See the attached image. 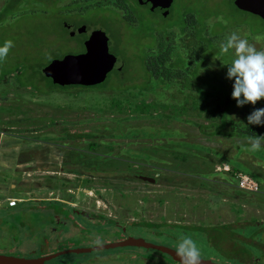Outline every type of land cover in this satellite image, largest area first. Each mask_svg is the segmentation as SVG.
I'll list each match as a JSON object with an SVG mask.
<instances>
[{
    "label": "rangeland",
    "instance_id": "rangeland-1",
    "mask_svg": "<svg viewBox=\"0 0 264 264\" xmlns=\"http://www.w3.org/2000/svg\"><path fill=\"white\" fill-rule=\"evenodd\" d=\"M198 7H202L205 13L212 10L221 14L222 20L232 27L223 30L224 38L219 39V51L220 44L233 31L248 39L257 50H264V39H254L257 36L264 37V23L259 17L235 8L232 0H213L212 3L210 0H172L168 15L150 13L140 7L134 15V25L122 21L113 10L102 14L90 12L80 19L76 18L74 22L83 20L89 26L102 30L108 38V51L117 57L122 69L116 71L112 68L103 82L93 86H58L44 77L40 68L52 57L79 50L78 46L73 45V49L69 47L67 43L70 42L61 27V21L68 23L69 18H61L56 14L57 7L52 0H0V46L7 40H12L15 45L6 60L0 63V93H9L1 99L0 125L12 127L10 131L17 142L34 138L31 140L35 143L34 149L37 140H44L53 150L52 153L57 152L58 148V154H73L78 163L86 157L84 154L87 159L91 157L90 153L82 152L89 150L88 143H93L96 149L98 143L105 141L113 144L110 146L111 153L106 156L107 152L103 149L104 154L100 160L111 161H99L98 164L102 163L100 168L108 163L110 166L117 163L121 165V170H124V162L112 160V157L130 161V156L138 158L142 166L139 169L132 166V170L129 169L126 173L125 170L121 172L118 169L113 173H99L94 165L88 170L82 165L83 170L88 171L85 173L88 178H81L79 173H73L67 168H57L56 170L61 171L56 172L42 169L26 174H13L18 178L16 182H9L5 179L7 173L4 169L3 172L0 170V185L4 190L0 196L19 199L11 207L6 205V199L0 200V254L22 257L26 255L23 254L26 247L36 248L41 243L44 247L39 248L40 252L53 253L64 248L90 247L127 236L140 237L146 242L173 248L176 246L174 243H177L179 236L183 234L191 236L197 242L202 259L232 263L238 259L240 263L236 264H255L250 260L259 258L260 264H264V254L260 252L259 247L232 237L234 234L248 238L254 231L252 225H239L240 222H235L237 218H245L249 222L253 219L264 221V188L259 199L252 198L250 205H246L240 203L242 201L237 198L234 203H227L221 201L220 196L210 195L207 191H202L203 195L198 194L196 189L191 188L184 191L187 192L186 198L179 195V189L169 190L172 188L149 184L131 177V174H138L151 178L156 171L154 175L158 180L164 181L172 177V174L180 172L198 171L210 174L213 163L215 165L219 158L226 157L228 162L243 165L263 181L264 143L260 151L252 152L249 150V139H243L247 140V144L240 149L236 146L234 137L215 134L205 138L195 125L180 120V116L193 118L194 115L196 121L206 123L203 113L197 115V111L188 110L185 115L179 114L185 105L192 107L199 104V98L193 103L190 94L185 93L182 97L181 94L174 93L178 90L177 87L169 88V84H164L163 90L156 91L153 84L147 82L144 77L146 72L141 56L146 50L157 48V39L163 44H174V51L176 47L178 53L185 50L183 46L187 45L189 36L179 29L181 14L188 8L196 10ZM215 21L216 18L210 16L204 19V34L213 37L218 27L213 25ZM48 34L55 39L50 40ZM147 36L150 38H146ZM227 55L228 59L222 60L226 67H223L220 77L214 74V81L217 83L213 85H216V90L225 87L224 93L232 97L234 81L227 78V65L235 58L234 50H230ZM216 64L211 71H218L221 64ZM6 72L11 73L14 78H5ZM198 75L201 76V73ZM157 87L160 89L159 85ZM135 89L148 93L149 111L146 109L143 112H147L145 117H135L138 111L132 108H117L110 112L112 110L108 109V104L112 99L128 100L131 97L135 104H139L134 97ZM218 98L222 99L220 92ZM257 103L264 108V99ZM100 109H104L103 112L99 111ZM115 117L119 122L113 121ZM239 119L243 123L245 116L241 115ZM53 121L55 125L51 123ZM64 128L72 133L83 134L72 138L67 134L63 135ZM225 129L227 130L228 126ZM127 141H133L137 152H123L126 147L124 143ZM205 146L211 148L206 149ZM59 162L60 159L56 158L53 165H61ZM161 169H165L162 170L164 172L160 173ZM119 174L123 177H119ZM213 174L209 176L218 184L221 179ZM219 175L223 176L224 173ZM115 176L117 177L114 178ZM106 182L108 185H105ZM115 182L120 183L118 189L122 191L121 195L116 196L117 203L112 202L114 206L106 205L104 208L105 201L109 202L110 194H103L100 188L113 186ZM10 184H15L21 191L11 188ZM48 198L65 200L78 207L98 205L101 211L109 214L118 209L125 231H110L109 228L112 227L109 222H104V217L101 223L78 222L77 216L72 217L75 220H71L72 210L64 207L62 203H49L46 201ZM45 205L51 208L60 220L70 213V217L65 216L70 222V227L67 225L69 222L61 224L51 218V212L43 209ZM223 209H227L231 214L228 220H234L232 226L221 228V224L224 225L222 221L226 222V219L218 214ZM40 215L46 223H39ZM146 221L150 224H146L147 228L142 226ZM176 224L187 226L180 227ZM52 228L58 232H49ZM61 230L66 233L60 235ZM228 234H231L230 242ZM3 244L12 246L11 251H6L2 247ZM126 250L140 251L152 258L158 255L164 257L163 253L152 249L122 247L81 254L70 252L50 261L51 264H115L110 256ZM245 253L250 255L249 258L243 257ZM244 259L249 263H243ZM147 261L137 260L132 264H155ZM166 261L169 262L168 258ZM156 264L160 262L156 261Z\"/></svg>",
    "mask_w": 264,
    "mask_h": 264
},
{
    "label": "flooded vegetation",
    "instance_id": "flooded-vegetation-1",
    "mask_svg": "<svg viewBox=\"0 0 264 264\" xmlns=\"http://www.w3.org/2000/svg\"><path fill=\"white\" fill-rule=\"evenodd\" d=\"M52 1L54 2V4L57 7V10L55 11L56 14L61 18H66V19L69 18V20H70L68 23L66 21H61V27L64 30V34L68 37L67 38L68 41L70 42L67 44H69V47H71L72 49H73V45L79 47L78 51L65 52L62 55L52 57V59L53 58H61L64 54H76V53L83 52L84 51V42L88 39L90 34L95 30H100L97 27L89 26L88 23L86 24V22L83 20H80L79 22H74L76 18H78V19L82 18V16L85 15L86 13H90V12L96 13L97 12L98 14H102V13H107L108 11L113 10L119 16V18L122 21H125L128 25H134L136 23V19L134 18V15L137 14L136 11H138V9L140 7L145 9L146 11H148L150 13L156 12V13L162 14V12L164 11V9H162L160 7H154L153 9H151V2L148 0H52ZM210 1L212 3L213 0H210ZM171 3H172V0H171ZM171 3H170V5H171ZM232 3H233V0H232ZM170 5H169V7H170ZM233 6H234V4H233ZM169 7H168V9H169ZM168 13L169 12L167 10L166 15H168ZM184 14H187V16L191 19V21L189 23H192V21H194L192 26H194V28H193V31L195 32L194 33V39L196 41L195 49L190 48L189 45L183 46V48L185 47V50L183 49V52H185L186 60H187L189 65H194L193 61H192V57L202 59L201 63L198 62L199 65L197 66V69L195 70L194 74L192 75V78L194 79V81L200 82L199 79L201 78V76L203 74L211 75V76H214V74H215V75L220 77L221 73L223 72V67L225 66L224 65L225 62L222 61L224 59H221L219 54L222 56H225V58H227L226 56H228V55L222 54L221 51H219V39L222 37L224 38L223 30L226 28L231 29L232 28L231 25L229 23H225L222 20L221 14H219L217 12H213L212 10L210 13H205L204 11H202V7H198V9H196V10H194V9L191 10V8H188L186 11H184L181 14V19L183 18ZM209 16L216 18V21L213 25L218 26L216 28L215 33H213V37H210L207 34H204V32H203L204 19H208ZM75 23H76V25H75ZM185 24L186 23H182L180 21L178 26L181 27V28H179L180 31H182V32L184 31L185 33H187V30L185 29ZM208 25H210V23H208ZM166 28H165L164 33H166ZM170 28L171 27H169V29ZM100 31H102V30H100ZM219 32H221L222 34L219 35L218 34ZM201 33H203V34H201ZM48 35H49L50 40L55 39L54 37L51 36V34H48ZM162 36L164 38V35H162ZM188 36H189L188 40L190 38H192L191 34H189ZM146 38H150V37L147 36ZM213 39H214V41H213ZM107 41H108V38H107ZM158 41H159V39H157V42ZM110 54H112V53H110ZM215 57H217V59H215ZM115 58H116V62L114 64L113 68H115L116 71H120L121 67H120V69H117V67L120 65L117 62L116 56H115ZM216 62L218 63V65L221 64V66H218V69H217L218 71H211L213 67L217 66ZM47 63H45V64H47ZM41 68H40V71H41ZM199 73H201V76L198 75ZM4 76H5V78L6 77H13L12 74L9 72H6L4 74ZM8 80L9 79H7V81ZM5 84H6V81H5ZM7 94H9L8 91L3 93V94L0 93V105H2L1 99L2 98L4 99L5 95H7ZM217 94H218V92H217ZM99 119H102V118H99ZM113 121L119 122V119L115 117V119ZM85 122H87V121H85ZM51 123H54V125H55V121H53ZM57 129H59V127ZM0 131H1V133H3V130H0ZM62 133H63V135L64 134H72V131H70L68 129L66 130L64 128ZM88 135H90V134H88ZM120 136H122V134H120ZM71 137L74 138V136H71ZM126 138H128V137H126ZM19 143H21V144H19L20 147L16 151V153H13V152L3 153L5 161L7 162L6 166L8 168H10L9 170L12 171V173L37 171V170H42V169L50 170L51 172H53V171L56 172V171H61V170H56L57 168H62V169L67 168V170H70L73 173H79L80 174L79 176L81 178H84V177H87L86 176L87 174L85 175V173H88V171H86V170L91 168L92 165H94L96 169L98 168L99 173H113L115 169L116 170L118 169L121 172H123L125 170V173H126V171L131 169L132 166L135 168L138 167V169H139V167H142L140 165V162L138 161V158L130 156V158H131L130 161L122 160L121 157H119L118 159L112 157L113 158L112 160H120V161L124 162V164H123L124 170H121V165H119L117 163L113 164L111 166L108 163V164L104 165L102 168H100V165H102L103 162L111 161V160H107V159L100 160L101 155L104 154V153H102L103 149H105L104 151L107 152L105 154L106 156L111 153L110 146L113 144H111L110 142H105V141H102V143L101 142L98 143V146L96 149H94V147L91 149L89 147V143H88L87 146L89 147V150H82V152L90 153L91 157L87 159V155L84 154L86 157L83 158L81 163H78V161H76L73 154H71V155H69L67 153L58 154V148H57V152L52 153L53 150L51 149V147L49 148L48 143H45L44 140H37V146L34 148L36 150L35 153H37V155L35 153L33 155L30 154L31 148H27L26 146L22 145V144H24V141H21V142L19 141ZM124 144L126 145V147L123 151L124 153H126V152H137L133 141L130 143H129V141H127ZM106 150H110V151H106ZM68 155H69V157H68ZM36 156H38V158H36ZM56 158L60 159L59 163L61 165H59V164L53 165V161ZM223 158H224V160L228 161V159H226V157H223ZM50 159H52V161ZM221 159L222 158H219V161H217L218 162L217 164L214 165V163H213L214 167H213L212 172L210 174H207L208 172L207 173H205V172L201 173L198 171L197 172H190V173L180 172L179 174L178 173H175V174L171 173L172 177H170L168 180L160 181V180H158V177H156V175H154L156 172L155 171V172H153L154 174L151 177L154 179V183H150L148 181H143V182H147L149 184H154V185H163V186L168 187V189L172 188L169 190H178L179 189V191H177L179 193V195H183L186 198H187V192L184 193V191L188 190V188H191L192 190L196 189L197 193L202 194V195L204 194V192H202V191H207L210 195L220 196L221 201H224L227 203L228 202L234 203L233 201H235V197H236L237 199H240L242 201L240 203H245L246 205L247 204L250 205L252 198L257 200L262 196V190H260L259 184L256 180H255L256 184H257V190L256 191H254V192L243 191L238 186L236 175L240 174V173H242V174H247V173L241 171V169L234 170V171H232L233 177L231 178L229 176V174H230L229 171L231 170L230 165L228 164V162H224ZM99 161H102V163L98 164ZM82 165L86 166L85 167L86 170H83ZM52 166H54V167H52ZM92 169L94 170V168H92ZM107 170H109V172ZM162 170H165V169H161L159 172L160 173L164 172ZM213 172H214V174H213ZM219 173H224V175L221 176V175H219ZM212 174H213V176H216V177L221 179V181H218V184L214 181L213 178L210 177ZM136 175H138V174H131V177H136ZM118 176L123 177L120 174ZM143 176H145V175H143ZM116 177L117 176H115L114 178H116ZM20 182H22V180ZM118 184H120V183L115 182L113 186H103L100 188L103 190V194H105L106 192H109V194H110L109 202H107V200L105 199L106 201H105V207L104 208H106V205L114 206V204L112 202L117 203L116 196L117 195L120 196L121 192H122L121 190L118 189V187H119ZM105 185H108V183L106 182ZM234 190L241 192V194H239L238 196H235ZM3 191H4L3 187H2V185H0V193H2ZM6 191H7V189H6ZM202 195H199V196L201 197ZM3 199H6V197L0 196V200L3 201ZM36 200H38V199H36ZM46 201L49 203L52 201L62 203V205L64 207L66 206L70 210H72V215L70 213H69V216H67V214L65 215L66 217H70V215H71V220H75V218L72 219V217L77 216V218H76L77 221L79 220V221H82L85 223H95V222L101 223L103 220L102 217H104V222H109L110 226L112 227V228H109L110 231H125V228L122 226L123 221L120 220L121 216L119 214L120 211L118 209L113 210L109 214V213H105V212L101 211L99 209L98 205H96V207L92 204L88 205L86 207H78L77 205L73 206V204H71L70 202H67L65 200H58V199H54V198H48V199H46ZM239 206L241 207L240 204H239ZM115 207H117V205H115ZM43 209L47 212H51V218H55L57 220V223L66 224V222H69L68 219L65 218V216L63 217L62 220H60L56 215H54V212H52L53 210L51 208H48L46 205L43 206ZM218 216H222V218L226 219V222L222 221V223L227 224L228 227L230 225L231 226L233 225L234 220H231V219L228 220V218L231 217V214L227 211V209L221 210L220 213L218 214ZM253 220H250V222H251L250 223L245 218H242V219L237 218L235 220V222H240L239 225L248 224V223H250L249 225L257 224L256 225L257 227L260 223L264 222L262 220H256V222H253ZM17 223L18 222H16V224ZM39 223H41V224L46 223L45 219L42 218V215H40V217H39ZM74 224H76V223H74ZM67 225H68V227H70V222ZM180 225H184V224H180ZM145 228H147V227L145 226ZM40 230H41V228H40ZM40 230L38 229V231H40ZM49 232L57 233L58 230L52 228L51 231H49ZM61 232H62V234H60V235H64L66 233L65 231H62V230H61ZM125 238H123V239H125ZM120 240H122V239H116V240H113L111 242H117ZM107 243H110V242H107ZM102 244H106V242H103V243H100L97 245H93V246H100ZM174 244L176 245V243H174ZM42 246L44 247L43 243L39 244L36 248L26 247V250L23 253L26 255H22V257H29V258L41 257V256L53 254V253L61 251V250L77 249V248H64V249H60L58 251H55L53 253H48L47 251L40 252L39 248ZM2 247H4V249L6 251H11V249H12V246H10V245H4L3 244ZM91 247L92 246L83 247L81 249H86V248H91ZM122 247H135V246H121V247H114V248H122ZM138 248H144V247H138ZM107 249H113V248H107ZM144 249H151V248H144ZM101 250H104V249H101ZM101 250H99V251H101ZM152 250H155V249H152ZM93 251H97V250H93ZM156 251H158V250H156ZM89 252H80V253H76V254L89 253ZM158 252H160V251H158ZM68 253H70V252H68ZM65 254H67V252ZM61 255H64V254H61ZM58 256H60V255H58ZM249 256H250L249 254L245 253L243 257H249ZM110 257L112 258V261L115 264H132L133 261H137V260H148L147 262H154L155 264H156V261H159L160 264H178V262L176 260H173L170 256H168V257L171 261L168 262V261H166V259L164 257H162L160 255L156 256L157 258L156 257L152 258V257H148L147 255H145L144 253H142L140 251H134V250H126V251H123L119 254L111 255ZM147 258H150L151 260L147 259ZM256 259L259 260V258H256ZM208 260H211V259H208ZM216 263L236 264V263H240V262L238 259H235V261H233V263L229 262V261H225V260H222V261L216 262ZM44 264H51L50 259L45 260ZM255 264H258V263H255Z\"/></svg>",
    "mask_w": 264,
    "mask_h": 264
},
{
    "label": "trees",
    "instance_id": "trees-1",
    "mask_svg": "<svg viewBox=\"0 0 264 264\" xmlns=\"http://www.w3.org/2000/svg\"><path fill=\"white\" fill-rule=\"evenodd\" d=\"M191 19L187 16V14H184L183 18L181 19L182 23L185 24V29L187 30V35L191 34L192 38H190L187 41V45H189L190 48L195 49L196 41L194 39V33L193 32V22L189 23ZM262 21V20H261ZM263 22V21H262ZM156 47L154 49H149L144 52V55L141 56L143 60V67L146 72V81L153 84V88H155L156 91L163 90L165 87L164 84H169V88H173V86L177 87L178 90H175L174 93H179L183 97L185 93L191 95V101L197 102L199 98V104L194 106H184L180 109L179 114H186L188 110L190 111H197V115L203 113L204 119L206 123H200L196 121L195 116L193 115V118H186L180 116V120H184L185 122L189 124L195 125L198 132L205 136V138H208V136H214L216 135H222V136H229L234 137L235 144L238 148H242V146H245L247 143L243 139H249V137H259L261 135H264V126H256V125H248L247 124V115L250 114L252 111H254L256 108H261L259 103H257L255 106L251 104L244 105L243 107H237V102L234 100L231 96H227L225 92V87H222V89H218L216 91V84L217 81H214V76H201L199 79L200 82L194 81L192 78V75L194 74L195 70L197 69V66L199 65L198 62H202V59L192 57V61L194 65H189L185 52H177L176 47L174 51V44H163L162 41H158L156 43ZM215 50V49H214ZM194 51V50H193ZM216 51V50H215ZM183 57H182V56ZM182 58L180 60V57ZM221 59H225V56H222L219 54ZM170 63H173V65H169ZM122 69V68H121ZM215 83H214V82ZM100 84V83H99ZM160 86V89L157 86ZM191 86V87H190ZM101 87V86H100ZM98 87V88H100ZM215 87V88H214ZM217 92H220L222 99L218 98ZM228 92V91H227ZM150 93H153L150 91ZM148 93L147 91H137L135 89V100L138 101L139 104H135L130 97L128 100H121L118 99H112L108 104V109H111L113 112V109H125L132 108L134 111H138V114L135 115V117H145L146 113H143L146 111V109L149 111V102L147 101ZM181 97V98H182ZM197 97V98H196ZM210 97H214L213 100H210ZM152 99V98H151ZM218 100V101H217ZM122 104H128L127 106H124ZM148 106V107H147ZM209 106H213L212 108H209ZM105 109V108H104ZM103 109V110H104ZM235 109V110H234ZM102 109L99 111L103 112ZM131 114V113H128ZM241 115L245 116V121L241 123L240 117ZM228 126V129L225 128ZM83 133H72L67 134L68 136H74V137H80ZM88 135V134H86ZM217 142L218 139H215ZM93 143L89 144V147L93 148ZM250 145V143H249ZM248 145V146H249ZM211 148V147H207ZM264 149V148H263ZM164 161V159H161ZM224 162H228L227 160H224V158L221 159ZM262 160V159H261ZM263 161V160H262ZM264 163V162H263ZM230 165L231 170L229 171V176L232 178L233 173L232 171L241 169V171L247 173L251 177H253L259 184L260 190L264 188V175H262V179L257 178V174H252L249 170H247L243 165L240 164H232L228 162ZM235 196H238L241 194V192L234 190ZM234 196V197H235ZM236 198V197H235ZM253 222H256L253 220ZM251 223V222H250ZM248 223V224H250ZM149 223H143L142 226L148 227ZM180 227L187 226V225H180L176 224ZM224 228L227 226V224H221ZM257 224L252 225L254 228V231L250 233V237L245 238L239 235H234L235 239H241L246 242H250V244L255 245L260 248V252L264 254V222L260 223L258 227ZM231 226V225H230ZM239 226V225H238ZM232 234V233H231ZM231 234L227 235L228 242H230L229 236ZM245 238V239H243ZM216 246V245H214ZM172 248V247H171ZM175 249V247H173ZM164 257L168 258L169 262L171 261L169 257L166 254H163ZM249 258V257H248ZM264 259V256H263ZM244 263H249L246 259L242 260ZM252 263H258L260 264V259L257 260L254 258V260H250Z\"/></svg>",
    "mask_w": 264,
    "mask_h": 264
},
{
    "label": "water",
    "instance_id": "water-1",
    "mask_svg": "<svg viewBox=\"0 0 264 264\" xmlns=\"http://www.w3.org/2000/svg\"><path fill=\"white\" fill-rule=\"evenodd\" d=\"M151 2V9L160 7L164 9L162 15L167 13L171 0H148ZM234 6L241 11L259 17L264 23V0H233ZM116 58L108 52L107 37L100 30L93 31L84 42V51L76 54H64L61 58H53L41 68L43 76L49 78L53 84L58 86L80 85L93 86L103 82L107 73L113 68ZM120 69V66L117 67ZM141 181L154 183V179L136 175ZM135 246L151 248L170 256L179 264L175 255V249L163 245L146 242L140 237H126L117 242H110L100 246H92L86 249L61 250L53 254L41 257H21L0 254V264H44L45 260L52 259L66 252L80 253L107 248ZM201 264H220L208 259H202Z\"/></svg>",
    "mask_w": 264,
    "mask_h": 264
},
{
    "label": "clouds",
    "instance_id": "clouds-1",
    "mask_svg": "<svg viewBox=\"0 0 264 264\" xmlns=\"http://www.w3.org/2000/svg\"><path fill=\"white\" fill-rule=\"evenodd\" d=\"M254 39L259 41L264 37L257 36ZM14 46L12 40H7L3 46H0V63L6 60ZM230 50H234L235 55L232 62L227 65V78L234 81L232 98L236 100L237 107L247 104L255 106L258 101L264 99V50H257L248 39L242 38L236 31L228 35L220 44L222 54H228ZM247 124L264 126V108H256L252 111L247 116ZM249 141L251 144L249 150L258 152L264 143V135L249 137ZM175 255L179 264H201L202 261L201 250L189 235L179 236Z\"/></svg>",
    "mask_w": 264,
    "mask_h": 264
},
{
    "label": "crops",
    "instance_id": "crops-1",
    "mask_svg": "<svg viewBox=\"0 0 264 264\" xmlns=\"http://www.w3.org/2000/svg\"><path fill=\"white\" fill-rule=\"evenodd\" d=\"M0 130H3V133L0 134V170L7 173V176L5 179H7L9 182H16L18 178H15L14 175L16 173H12L6 165L7 162L5 161V158L3 156V153L5 152H13L16 153V151L19 149L21 143L17 142L16 138L12 136V133L10 130H12V127L10 128L9 125H0ZM34 138H25L23 146H26L27 148H31L30 154L33 155L35 153V149H33V146L35 143H32L31 140ZM37 155V153H35ZM38 158V156H36ZM8 171V172H7ZM15 172V171H14ZM33 172V171H27L25 172ZM14 174V175H13ZM28 177V175H27ZM11 188L17 189V191H21V188H16L15 184H10Z\"/></svg>",
    "mask_w": 264,
    "mask_h": 264
},
{
    "label": "built area",
    "instance_id": "built-area-1",
    "mask_svg": "<svg viewBox=\"0 0 264 264\" xmlns=\"http://www.w3.org/2000/svg\"><path fill=\"white\" fill-rule=\"evenodd\" d=\"M0 134H1V131H0ZM236 179H237L238 186L243 191L254 192L257 190L256 181L249 175L240 173L236 175ZM17 201H19V199L7 198L6 205L9 207L14 206L17 203Z\"/></svg>",
    "mask_w": 264,
    "mask_h": 264
}]
</instances>
